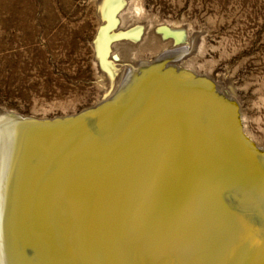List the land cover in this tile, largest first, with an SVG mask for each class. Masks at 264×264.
<instances>
[{
	"label": "bare ground",
	"instance_id": "obj_1",
	"mask_svg": "<svg viewBox=\"0 0 264 264\" xmlns=\"http://www.w3.org/2000/svg\"><path fill=\"white\" fill-rule=\"evenodd\" d=\"M131 1L84 0L110 104L53 126L0 115V264H264V145L230 81L196 71L191 30L168 37ZM30 11L0 0V26L22 38Z\"/></svg>",
	"mask_w": 264,
	"mask_h": 264
},
{
	"label": "rangeland",
	"instance_id": "obj_2",
	"mask_svg": "<svg viewBox=\"0 0 264 264\" xmlns=\"http://www.w3.org/2000/svg\"><path fill=\"white\" fill-rule=\"evenodd\" d=\"M131 3L139 6L142 18L156 19L162 27L158 28L167 32L168 37L175 31L165 24L187 29L183 30V39L191 30L190 39L197 38L193 54L201 50L195 58L196 71L219 86L223 85L221 77L230 81L246 128L264 145V0H132ZM26 6L31 13L22 31L24 37L14 27L0 26V109L51 119L99 103L105 86L97 82L100 78L90 43L96 28L92 18L97 15L84 0H69L67 4L60 0H14L15 9ZM61 10L67 12L58 19L55 14ZM48 14L55 17L50 16L47 22ZM73 14H81L87 28L81 31L77 28L68 34L66 29L61 37L56 36L67 18L77 26ZM43 23H48L46 33ZM192 52L180 54L188 58Z\"/></svg>",
	"mask_w": 264,
	"mask_h": 264
},
{
	"label": "water",
	"instance_id": "obj_3",
	"mask_svg": "<svg viewBox=\"0 0 264 264\" xmlns=\"http://www.w3.org/2000/svg\"><path fill=\"white\" fill-rule=\"evenodd\" d=\"M163 65H164V63H162V68H163ZM167 69H171V68H167ZM155 70L157 72V70H160V69H155ZM175 70H176V68H175ZM116 93H117V89L115 91V94ZM110 101H111V99H107L105 101H100L96 105L82 109V110L78 111L77 113L66 115L63 117H53L51 119H41V118L31 116V115H22L19 113H12V112H7V111H0V115L2 116V119H5V121H7V122H10V121L17 122V124H19V127L21 125L35 126V125H41V124H47V125L53 126V124L57 125V124H60L61 122H65V121H78L81 123V122H84L86 120H89L90 115L92 113L100 111ZM227 102L232 104L233 106L235 105V103L232 100H229ZM235 116H237L236 112H235ZM259 152L264 156V151L259 149Z\"/></svg>",
	"mask_w": 264,
	"mask_h": 264
}]
</instances>
